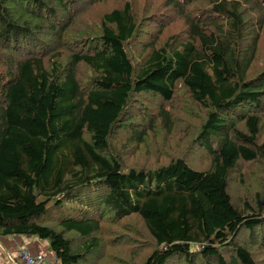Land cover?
Masks as SVG:
<instances>
[{
  "label": "trees",
  "instance_id": "trees-1",
  "mask_svg": "<svg viewBox=\"0 0 264 264\" xmlns=\"http://www.w3.org/2000/svg\"><path fill=\"white\" fill-rule=\"evenodd\" d=\"M7 236L55 264H264V0H0Z\"/></svg>",
  "mask_w": 264,
  "mask_h": 264
},
{
  "label": "crops",
  "instance_id": "crops-1",
  "mask_svg": "<svg viewBox=\"0 0 264 264\" xmlns=\"http://www.w3.org/2000/svg\"><path fill=\"white\" fill-rule=\"evenodd\" d=\"M49 244L35 238L21 236L0 237V264H20L18 263V253L21 249H27L31 254H42L54 261L48 255ZM55 264V261H54Z\"/></svg>",
  "mask_w": 264,
  "mask_h": 264
},
{
  "label": "built area",
  "instance_id": "built-area-1",
  "mask_svg": "<svg viewBox=\"0 0 264 264\" xmlns=\"http://www.w3.org/2000/svg\"><path fill=\"white\" fill-rule=\"evenodd\" d=\"M18 263L20 264H54V261L42 254H31L23 248L18 253Z\"/></svg>",
  "mask_w": 264,
  "mask_h": 264
},
{
  "label": "rangeland",
  "instance_id": "rangeland-1",
  "mask_svg": "<svg viewBox=\"0 0 264 264\" xmlns=\"http://www.w3.org/2000/svg\"><path fill=\"white\" fill-rule=\"evenodd\" d=\"M195 115V114H194ZM191 116V115H190ZM190 116L189 117H187V118H190ZM197 117H198V115H196V116H194V118L195 119H197ZM193 118V117H192ZM185 120V119H184ZM190 120H192V119H190ZM119 139V140H118ZM118 141H117V144L120 142V137L118 136ZM149 142V141H148ZM148 142H147V144H148ZM116 144V145H117ZM154 147H151V146H147V147H145V150H147L148 152H150L152 149H153ZM190 163V162H189ZM192 168H194V167H192ZM233 187L234 186H236V184H233L232 185ZM233 191H237V188L235 187L234 188V190ZM77 209H79V208H77ZM54 215H56L55 213H53ZM49 215H51V213H49ZM48 249H49V251L47 250V252H48V255H50V256H52L53 257V254H52V252H51V250H50V248L48 247Z\"/></svg>",
  "mask_w": 264,
  "mask_h": 264
}]
</instances>
